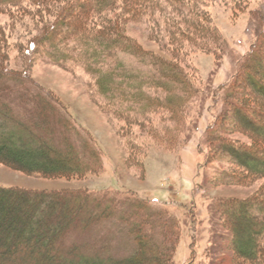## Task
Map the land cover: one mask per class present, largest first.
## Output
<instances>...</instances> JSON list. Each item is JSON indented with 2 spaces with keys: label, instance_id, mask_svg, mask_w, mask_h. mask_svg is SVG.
Segmentation results:
<instances>
[{
  "label": "rangeland",
  "instance_id": "rangeland-1",
  "mask_svg": "<svg viewBox=\"0 0 264 264\" xmlns=\"http://www.w3.org/2000/svg\"><path fill=\"white\" fill-rule=\"evenodd\" d=\"M67 1L56 0L54 4L48 0L42 5V0H30L32 4L26 6L22 0L21 7L0 9V67L17 75L28 70L30 79L49 91L71 120L67 131L58 127L54 130L65 132L66 139L74 144L79 154L82 152L79 137L83 135L77 136L75 132L88 134L99 156V173L82 182L67 183L27 176L0 164V187L82 188L90 192L116 193L119 199L127 197L139 205V216L132 221L146 215L171 217L176 221L178 242L174 247V264H230L228 256L233 243L225 240L228 232L222 218L227 217V223L233 222L239 210L232 206L219 210L218 215L216 205L220 202L233 205L252 199L263 185L264 177L250 186L219 181L221 171L233 169L227 155L229 151L210 147L206 127L215 124L218 140L245 151L263 144L264 94L257 92L252 82L264 88V53L254 59V71H249L250 75L244 70L241 77L235 76L252 46L263 43L264 51V0H204L198 8L194 7L204 14L217 30L218 38L223 40L219 55L194 49L183 39L175 41L180 51L170 52L173 44L170 26L173 23L182 26L181 19L189 17L187 13L193 11V3L189 0H183V6L176 10L170 4H163L160 11L155 10L154 14L158 15L153 19L158 20V24L125 23L124 30L139 47L177 65L191 91L189 97H185L180 94L179 85L162 79L149 88L142 85L144 79L158 78L161 72L154 71L143 60L141 63L120 53L116 58L124 66L123 73L136 79L135 85L141 84L139 91L145 101L135 106L141 110V116L130 109L132 103L126 101L128 91L124 85L120 86L121 81L115 82L122 89L113 93V99L99 93L95 77L85 70L78 49L67 59H55L61 46L53 40L68 33L71 17L88 0L71 2L69 17L64 18L61 9H65ZM57 16L66 25L56 30L51 42L36 45L27 65L23 50L30 41L45 37L42 26L46 21L52 25ZM166 19L171 22L166 23ZM190 39L196 40L194 45L200 41L208 44L199 37ZM67 43L76 46V43ZM102 63L104 67L98 65L97 68L104 71L112 67L110 61ZM147 73L149 75L145 76ZM171 89L175 91H169ZM226 92L231 93L233 100L223 101ZM235 104L243 109L236 118L232 113ZM135 163L137 169L133 167ZM150 201L163 205L157 208L151 206ZM116 206L118 204H115L114 219L101 222L88 231L76 230L67 236L64 246L74 243L79 248L77 254H100L103 261L109 256H128L134 244L126 225L120 221L121 213L126 212L128 206ZM249 212L247 208L246 213Z\"/></svg>",
  "mask_w": 264,
  "mask_h": 264
},
{
  "label": "trees",
  "instance_id": "trees-1",
  "mask_svg": "<svg viewBox=\"0 0 264 264\" xmlns=\"http://www.w3.org/2000/svg\"><path fill=\"white\" fill-rule=\"evenodd\" d=\"M20 1L22 0H0V9L18 7ZM23 1L26 6L32 4L30 0ZM47 1L42 0L41 4ZM73 1L68 0L65 9H61L64 18L69 17V5ZM189 1L193 3V11L187 13L189 17L181 19L182 26L171 23L170 42L173 44L170 52L180 51L181 48L175 41L183 39L191 43L194 49L219 55L223 49V40L218 38L217 30L197 9L204 0ZM49 2L55 4L56 0ZM163 4H170L176 10L183 6V0H88L71 17L68 33L53 40L61 46L55 53V59H67L78 49L85 70L95 77L99 93L113 99V93L122 89L115 82L121 81L120 84H123L119 85H124L123 88L128 91L126 101L132 103L130 109H134V113L139 116L141 110L135 109V106L145 101V96L139 91L141 84L149 88L162 79L166 83L179 85L180 94L189 97L191 91L187 79L177 65L139 47L123 27L125 23L158 24V20L153 19L158 15L154 12L160 11ZM60 21L61 17L58 16L52 25L46 21L41 29L46 36L27 44L23 50L27 65L32 60L36 45L51 42L56 30L66 25ZM165 22L171 21L166 19ZM198 37L208 44L200 41L194 45L196 40L190 38ZM67 42L76 43V46L72 47ZM262 44L252 46L235 78L241 77L244 70L246 75H250L249 71H254V59H259L264 53ZM120 53L141 63V60L149 63L154 71L161 72V76H152L135 85L136 79L123 73L124 66L116 58ZM104 61H110L112 67L103 71ZM98 65L102 68H97ZM147 75L149 74L145 76ZM252 83L257 92L264 94L263 87L256 82ZM227 92L223 96L224 102L232 99L231 93ZM232 108L234 117H239L238 112L243 109L238 104ZM113 114L117 115L115 111ZM70 121L69 115L49 91L30 79L28 70L17 75L0 67L1 165L27 176L50 181L63 180L67 183L82 182L89 176L98 175L100 160L92 138L82 131L75 132L77 136L83 135L79 137L82 147L79 154L74 144L66 139L65 132L58 133L54 130L58 127L61 131H67ZM215 127V124L206 127L207 141H210L211 148L229 151L227 155L230 156L229 163L233 168L227 172L221 171L218 180L233 186H250L256 179L264 177V137L261 147L245 151L230 142L222 143L218 140L219 132H216ZM137 166V163L133 165L135 169ZM115 204H118L116 208L119 205L128 206V210L120 216V221L126 225L134 244V249L128 256H109L103 261L100 254H77L79 248L74 243L64 246L67 236L76 230L88 231L101 222L114 219L117 213ZM149 204L157 208L163 205L156 201H150ZM232 206L239 210L240 217L230 223H227V217L222 218L228 232L225 240L233 243L228 256L230 264H264V183L252 199L238 201L233 205L220 202L215 210L219 215V210ZM247 208H250L248 214ZM137 210H140L137 202L127 197L119 199L118 194L105 191L0 187V264H174V247L178 242L176 221L171 217L154 218L151 215L132 221L135 216H139Z\"/></svg>",
  "mask_w": 264,
  "mask_h": 264
}]
</instances>
